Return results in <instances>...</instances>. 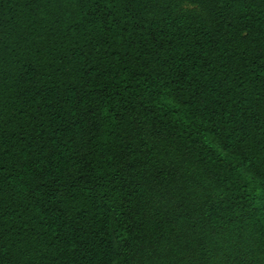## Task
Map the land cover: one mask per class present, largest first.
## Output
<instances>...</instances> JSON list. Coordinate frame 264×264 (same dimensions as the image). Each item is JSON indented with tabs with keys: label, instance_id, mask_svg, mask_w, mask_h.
I'll list each match as a JSON object with an SVG mask.
<instances>
[{
	"label": "trees",
	"instance_id": "16d2710c",
	"mask_svg": "<svg viewBox=\"0 0 264 264\" xmlns=\"http://www.w3.org/2000/svg\"><path fill=\"white\" fill-rule=\"evenodd\" d=\"M0 264H264V0H0Z\"/></svg>",
	"mask_w": 264,
	"mask_h": 264
}]
</instances>
